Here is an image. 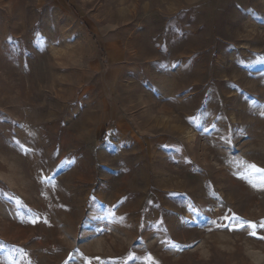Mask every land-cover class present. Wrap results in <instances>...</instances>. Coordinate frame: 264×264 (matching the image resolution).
I'll return each instance as SVG.
<instances>
[{
  "label": "rangeland",
  "instance_id": "374dc122",
  "mask_svg": "<svg viewBox=\"0 0 264 264\" xmlns=\"http://www.w3.org/2000/svg\"><path fill=\"white\" fill-rule=\"evenodd\" d=\"M0 264H264V0H0Z\"/></svg>",
  "mask_w": 264,
  "mask_h": 264
},
{
  "label": "snow or ice",
  "instance_id": "6c2138e0",
  "mask_svg": "<svg viewBox=\"0 0 264 264\" xmlns=\"http://www.w3.org/2000/svg\"><path fill=\"white\" fill-rule=\"evenodd\" d=\"M253 235H255V233H253Z\"/></svg>",
  "mask_w": 264,
  "mask_h": 264
}]
</instances>
